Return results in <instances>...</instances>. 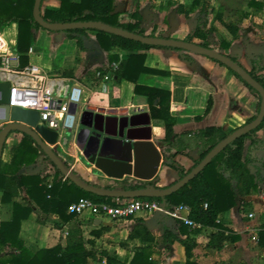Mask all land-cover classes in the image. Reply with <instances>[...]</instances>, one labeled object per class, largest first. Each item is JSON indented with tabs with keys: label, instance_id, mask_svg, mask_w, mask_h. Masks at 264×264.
Wrapping results in <instances>:
<instances>
[{
	"label": "trees",
	"instance_id": "obj_1",
	"mask_svg": "<svg viewBox=\"0 0 264 264\" xmlns=\"http://www.w3.org/2000/svg\"><path fill=\"white\" fill-rule=\"evenodd\" d=\"M59 1L60 6L58 8L43 9V0L41 11L43 18L47 22H101L140 36L174 39L170 35L163 33L157 34L153 32L148 34L147 25L143 22L139 9L136 8L131 13L117 12L116 0ZM34 4L35 0H0V28L4 31L6 27H10L13 24L17 25L16 49L22 55V65L29 63V50L36 42L39 31L43 29L33 17ZM250 7L257 12L264 11V3L251 1ZM197 9L199 10V16L192 23V32L182 41L196 43L205 48L215 50L211 46L212 41L210 38L214 28H208L211 11L207 9L205 0H193L190 10H186L182 5L178 7V11L185 14L187 18L190 17V12ZM219 17L217 16L218 19H221ZM223 25L233 36L238 34L239 25L236 23L228 24L223 22ZM48 32L56 36V43L61 38L75 40L81 51L92 54L102 51L107 54L110 63L117 64L115 69L106 66L99 68L94 72L95 77L97 72L114 74L119 80L133 83L136 93H145L143 90H146L153 117L163 120L165 123L166 135L165 139L162 140V145L167 147V156L165 157L164 165L176 170L180 179L191 173L220 142L236 130L226 132L221 126H211L201 130L191 138L180 137L174 131L176 121L170 116V94L164 90L138 85V79L144 73L164 75L158 70L149 69L145 66V51L152 49L172 50L180 53L183 59L193 64V60L188 55L190 52L162 46L145 45L100 30L73 29ZM89 33H94L95 36L92 38ZM195 39L200 42H195ZM113 48H118L123 53L128 54L127 59L122 60L118 55H112L111 51ZM224 48L228 49L229 44H224ZM218 52L224 54L222 51ZM229 57L233 61L238 62L235 57ZM213 61L225 67L258 99L256 111L258 115L262 103L260 94L223 63ZM247 71L264 87L263 54H257L253 57L252 68ZM98 79L100 80V77ZM212 101V98H210L207 111L210 110ZM257 115L249 119L246 124L254 121ZM260 132H264V121L256 130L230 143L203 171L176 193L164 198H140L158 201L167 209H172L179 205L190 207V219L199 224L201 228L192 229L179 222L180 234L187 236L186 240L173 235L168 229H166L164 236L169 243L179 241L185 246L187 264H196L191 262L192 251L196 244L189 237L191 234H200L202 228L217 229V232L210 235L207 245L209 249L222 250L226 243L237 241L238 237L221 224V217L238 205L247 206L245 199L253 193L264 192L263 170L257 166V163L260 162V153L264 150V138L260 137ZM5 149L6 144L3 153ZM193 150H197L199 159L194 160V166L187 171L176 161V157L180 154L189 157L190 152ZM54 151L59 155L56 148H54ZM44 163L51 165L55 170L52 184L46 182L48 176L44 177L41 174H25L21 172L26 166H39ZM65 163L71 168L68 162ZM64 179L65 176L58 170L54 162L29 135H24L18 146H13L9 149L6 163L1 158L0 189L3 190L2 204L11 203L13 198L20 197L22 194L26 204L22 205L13 202V217L11 221L2 222L0 225V264H92V261L101 264H154L149 258L150 250L148 248L141 253H136L130 262L127 259L120 260L111 256L106 251L98 253L88 249V245L93 242L85 240L84 222L78 214L69 213V207L81 199L113 205L116 204L118 199L91 194L73 184L69 179ZM89 184L100 187L93 183ZM146 188L163 189L158 186V180L155 179L148 183L127 180L117 190L134 191ZM105 189L115 190L116 188L110 186L105 187ZM32 213L38 215V222L43 225L48 223L51 215H58L61 222L56 223L54 226L59 230L63 228V223L72 224L66 233V245L58 244L52 248L41 249L36 253L29 250L20 238V231L22 222L27 220ZM101 229H108V227L104 226ZM102 230L94 231L92 235L100 237ZM129 237L131 239L140 238L144 241L154 240L143 220H139V224L132 229ZM258 242L264 248V227L259 234Z\"/></svg>",
	"mask_w": 264,
	"mask_h": 264
},
{
	"label": "crops",
	"instance_id": "obj_2",
	"mask_svg": "<svg viewBox=\"0 0 264 264\" xmlns=\"http://www.w3.org/2000/svg\"><path fill=\"white\" fill-rule=\"evenodd\" d=\"M74 1L78 2L79 0ZM216 1L219 2L220 9H223L222 6L225 5L235 14L238 13V10L243 11L241 14L243 20L257 15V23H261V28L264 29V11L257 12L250 7L251 1L264 3V0ZM186 2L189 7H187L188 5L185 4L184 0H116V11L131 13L138 8L143 17V22L147 25L148 34L153 32L157 34L163 33L170 35L174 39L183 40L192 32V23L199 16L198 9L190 12L192 18H187L185 14L178 11V7L181 5L186 10H190L193 0H186ZM212 5L215 7V4ZM59 6V0H44L43 2V9L58 8ZM213 7L210 8L211 15L208 28H214L215 21L222 20L218 19L217 16H220L223 12L221 11L214 15ZM216 9L218 11L219 8ZM194 12L197 14L194 15ZM223 22L228 23L224 16L220 24L222 23L223 25ZM89 35L92 38L95 36L94 33H89ZM230 35L233 36L231 33ZM55 39L56 37L50 35L47 31H39L38 43L46 41L52 45ZM194 41L200 42L196 39ZM12 42L13 48L17 50V37ZM58 46L59 49L64 50V53L62 56H60L61 53L57 56L61 57L65 63L58 69H50L38 64L36 62L39 60L38 57L37 60L33 58L36 54L34 46L30 48L32 52L28 53V64L40 66L46 75L50 74L48 77L52 80L64 82L81 90V102L76 105V112L71 113L74 115L73 118H67L68 122L74 124L73 130L67 134H62L57 146H55L62 152L65 160L60 157L65 162H68L71 165V169L83 180L99 185L102 188L111 186L117 190L127 180L148 183L156 179L160 188H167L178 182L180 180L179 173L164 165V160L167 156V147L162 145V140L165 139L166 135L165 123L163 120L153 117L146 90H143L145 93H136L133 83L119 80L114 74H110L109 81H105L102 78L99 80L97 75L95 77L94 72L99 68L112 66L106 53L102 51L94 52L93 54L83 52L78 48L75 40L68 38H61ZM237 53H239L238 59L237 55H233V57L245 69L251 70L253 56L245 58L241 47H238ZM111 54L118 55L122 60L128 57V54L123 53L118 48H113ZM144 54L146 55L145 66L149 69L158 70L164 75L144 73L139 77L138 85L164 90L170 94V116L176 121L174 127L176 134L180 137L191 138L207 127L218 126L216 124L217 115L213 114L212 111H207V108L210 98L213 100L216 93L215 80L224 73L222 68H220L222 66L204 55L195 53L188 54L193 60V64L183 59L180 53L172 50L152 49L145 51ZM248 93L250 92L245 88L243 96ZM87 109L94 110L96 113L101 112L105 117L113 116L121 119L125 115L129 118L135 116L133 124L137 129L134 132L136 140L133 142L150 137L149 141H142L147 143H144L146 145L143 146L142 153L138 156L139 169L137 176L125 175L122 179H116L112 175L99 171L94 165L87 163L83 153L76 145V136L82 129V114ZM232 115L235 114L232 113ZM224 118L227 119L226 116ZM232 120L230 117L231 122ZM146 122L149 124L148 127L143 126ZM109 124L108 130L114 134L115 122L110 121ZM238 126L236 125L235 127ZM260 133V137L264 138V132ZM23 138L24 135L21 133H13L8 137L6 149L2 155L4 163L8 160L9 149L13 146H18ZM193 151L197 152V150ZM159 156L160 163L158 165ZM176 161L187 171L194 166V159L183 154L178 155ZM257 166L263 170L264 174V150L260 153V162L257 163ZM21 172L25 174H41L44 177L48 176L46 179L48 184H52L55 176V170L47 163L39 166H26ZM2 197L3 190L0 189V225L2 222L11 221L13 217V202L22 205L26 204L23 194L20 197L13 198L12 202L7 204H2ZM245 202L248 204L247 206L238 205L221 217V224L238 237L237 241L226 243L222 250L209 249L207 245L210 235L217 232V229L202 228L200 234H191L189 237L196 244L192 251L191 262L196 264H264V248L258 242L259 234L264 227V192L253 193L245 199ZM249 213L254 214V217L249 218ZM80 219L84 222L85 240L93 242L88 245V249L93 252L106 251L111 256L120 260L127 259L130 262L136 253H141L148 248L150 250L149 258L154 264H187L185 246L179 241L169 243L164 237L165 231L168 229L173 235L186 240L187 236L180 234V221L169 217H155L148 214H139L132 219L121 222H112L109 219L101 220L89 213L80 216ZM96 220H101L102 224L97 225ZM139 220H143L144 225L154 237L153 241H144L140 238L131 239L129 237L132 229L139 224ZM59 222L61 220L58 215H51L48 223L43 225L38 222V215L32 213L21 224L20 238L24 241L25 246L34 253L41 249L55 247L58 244L65 246L66 233L72 224L63 223V228L59 230L54 226ZM104 226H107L108 229L102 230L101 228ZM99 230H102L100 237L92 235V232ZM96 263L92 261V264Z\"/></svg>",
	"mask_w": 264,
	"mask_h": 264
},
{
	"label": "water",
	"instance_id": "obj_3",
	"mask_svg": "<svg viewBox=\"0 0 264 264\" xmlns=\"http://www.w3.org/2000/svg\"><path fill=\"white\" fill-rule=\"evenodd\" d=\"M42 2L43 0H35L33 17L43 29L48 31L59 32L73 29L100 30L145 45L181 49L190 53L201 54L223 63L260 94L262 98L260 112L254 121L245 124L228 135L191 173L175 184L163 189L146 188L134 191L108 190L89 184L69 168L64 160L54 151L55 146L58 144L59 133L56 130L50 129L44 122L40 121L39 112L19 107H10L11 86L9 83H0V162L8 137L13 133H21L32 137L44 153L54 162L65 178L86 192L116 199L164 198L176 193L192 181L230 143L256 130L263 123L264 87L241 64L233 61L226 54L182 40L140 36L101 22L49 23L42 16ZM76 109V105H71V113H75ZM134 117L129 118L125 115L119 119L113 116L105 117L103 113H96L94 110H85L81 120L82 129L76 136V145L83 153L87 163L94 165L99 171L112 175L116 179H122L125 175L137 176L139 169L138 156L142 153L143 146L146 145L144 143H147L142 141H149L150 137L143 140L138 139V142H133L136 140L134 132L137 129L133 124ZM110 121L115 122L114 134L108 130ZM148 125V122H146L143 126L148 127ZM190 157L194 160L199 159L196 151H192ZM159 163L160 156L158 165ZM96 224L101 225L102 221L96 220Z\"/></svg>",
	"mask_w": 264,
	"mask_h": 264
},
{
	"label": "built area",
	"instance_id": "obj_4",
	"mask_svg": "<svg viewBox=\"0 0 264 264\" xmlns=\"http://www.w3.org/2000/svg\"><path fill=\"white\" fill-rule=\"evenodd\" d=\"M29 52H32V49ZM111 68H117V64H112ZM97 76L105 81L110 80V74L98 72ZM0 83H9L11 86L10 107L39 112L40 121L50 129L56 130L59 138L62 134L73 130L74 124L68 122L67 118H73L71 105L81 102V90L64 82L50 79L36 64L22 65V55L13 48L11 42L6 40L1 28ZM68 212L79 216L89 213L101 220L109 219L112 222L126 221L139 214H148L155 217L172 218L192 229L201 228L199 224L190 219L191 210L187 205L167 209L158 201L140 198L118 199L115 205L81 199L72 204ZM248 217L253 218L254 214L249 213Z\"/></svg>",
	"mask_w": 264,
	"mask_h": 264
},
{
	"label": "rangeland",
	"instance_id": "obj_5",
	"mask_svg": "<svg viewBox=\"0 0 264 264\" xmlns=\"http://www.w3.org/2000/svg\"><path fill=\"white\" fill-rule=\"evenodd\" d=\"M184 2L186 5H188L186 0H184ZM205 2L209 11H211L210 8L213 7L212 4H215V7H213L214 15L222 11L223 14L220 15L222 20L224 16L228 23L236 22L239 25V32L233 37L230 35V32L222 25V23L220 24V21L222 22V20H217L219 22L215 21L213 25L215 26L214 32L210 37L212 41L211 46L215 50L222 51L224 54L229 56L237 55V59L239 56V53H237L238 47L243 48V56L245 58L250 56L254 57L257 54L264 55V29L261 28V23H257V15H253L251 18L248 17L246 20H243L241 15L243 11L241 10H238V13L235 14L225 5L222 6L223 9H220L219 2L216 0H205ZM187 7H189V5ZM216 8H219L218 11H216ZM196 14L197 13L194 12V15ZM190 18L192 17L190 16ZM16 30V24L6 27L4 30V36L6 40L12 44V41L17 37ZM42 31L46 30L42 29ZM49 34L54 35L51 33ZM228 39L230 41L229 43ZM55 41L56 39L52 45L48 44L46 41H41V43H38V38L36 42H34L33 46L36 48V54L33 58L37 60L38 57L39 60L36 61L38 64H41L46 68L49 67L50 69H58L60 66L65 64L63 59L57 56L60 53V56H62L64 53L63 49L58 48L60 40L58 43ZM226 43L229 44L228 49L224 48V44ZM220 68H222L224 73L219 75L218 79L215 80L216 93L213 97L212 106L209 111H212L213 114L217 115L218 118L216 124L229 132L233 129L235 130L242 127L249 119L257 115L256 111L258 99L251 93L243 96V92L245 90L243 85L238 80H236L226 68ZM48 75L50 74L48 73ZM232 113L235 115H232ZM225 116L227 119L224 118ZM230 117L233 119L232 122L230 121ZM236 125L239 126L235 127ZM260 135L263 136L262 133H260ZM56 150L65 160L62 152L58 148H56ZM96 264L99 263L97 262Z\"/></svg>",
	"mask_w": 264,
	"mask_h": 264
}]
</instances>
